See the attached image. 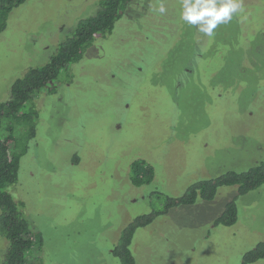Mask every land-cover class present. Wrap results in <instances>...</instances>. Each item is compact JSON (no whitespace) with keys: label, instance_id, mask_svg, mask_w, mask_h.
Returning a JSON list of instances; mask_svg holds the SVG:
<instances>
[{"label":"rangeland","instance_id":"rangeland-1","mask_svg":"<svg viewBox=\"0 0 264 264\" xmlns=\"http://www.w3.org/2000/svg\"><path fill=\"white\" fill-rule=\"evenodd\" d=\"M100 1L26 0L13 9L0 34V104ZM240 3L209 37L181 19L182 0H136L54 80V93L34 96L37 135L9 187L44 239L31 259L120 264L112 250L137 217L163 211L167 197L203 179L264 161V0ZM139 159L155 177L137 187ZM235 198L237 222L215 225ZM261 242L264 185L244 196L230 186L139 228L131 250L136 264H242ZM8 247L0 234V264Z\"/></svg>","mask_w":264,"mask_h":264},{"label":"trees","instance_id":"trees-1","mask_svg":"<svg viewBox=\"0 0 264 264\" xmlns=\"http://www.w3.org/2000/svg\"><path fill=\"white\" fill-rule=\"evenodd\" d=\"M136 0H101L99 10L81 20L72 34L59 46L50 61L28 70L11 87V97L0 104V234L9 242L2 264H38L30 258L35 249L41 251L43 236L31 228L22 211L23 202L17 201L9 187L19 178L21 159L29 151L30 142L37 135L39 112L34 96L47 90L54 93L53 82L63 70L81 61L93 45L97 35L113 33L116 23L123 18ZM26 0H0V34L7 27V19L16 7ZM30 104L29 106H27ZM27 106V108H26ZM131 180L137 187L153 182L155 170L146 160L139 159L131 167ZM264 185V161L245 171L230 170L214 178L193 184L181 197L166 198L163 211L141 215L124 228L119 242L112 250L120 264H136L131 245L139 228L151 225L158 216L177 206L195 204L198 199L211 202L222 187L238 186V195L244 196ZM236 199L229 202L215 225H234L238 220ZM264 259V242L259 243L243 258L242 264H254Z\"/></svg>","mask_w":264,"mask_h":264},{"label":"clouds","instance_id":"clouds-1","mask_svg":"<svg viewBox=\"0 0 264 264\" xmlns=\"http://www.w3.org/2000/svg\"><path fill=\"white\" fill-rule=\"evenodd\" d=\"M239 11L240 0H182L181 19L211 37L219 25L229 23ZM159 12H166L163 4Z\"/></svg>","mask_w":264,"mask_h":264}]
</instances>
